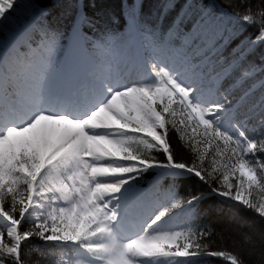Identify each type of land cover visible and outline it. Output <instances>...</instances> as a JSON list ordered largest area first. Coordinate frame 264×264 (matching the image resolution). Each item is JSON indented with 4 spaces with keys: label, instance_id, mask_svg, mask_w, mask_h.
<instances>
[{
    "label": "trees",
    "instance_id": "16d2710c",
    "mask_svg": "<svg viewBox=\"0 0 264 264\" xmlns=\"http://www.w3.org/2000/svg\"><path fill=\"white\" fill-rule=\"evenodd\" d=\"M33 1L50 11V15L41 22L48 28L54 25L55 20L70 23L74 14L71 7L76 5L75 0ZM125 1L130 6L138 1L140 9L149 17L154 15L171 29L181 28L187 35L196 32L209 34L207 42L211 49L208 52L214 51L216 60H224L229 76L238 87L248 89L245 98L252 119L257 116L264 119V0H83L88 25L100 16L118 17ZM10 14L14 15V12ZM15 16L20 14L16 12L12 17ZM248 81L257 82L258 89L247 86ZM257 104L260 105L252 109L251 105L254 108ZM163 112L160 113L164 123L161 138L172 160L202 175L199 178L184 176L181 180L184 197L200 199L197 208L203 214V230L198 234L194 250L189 252H209L220 257L219 260L210 259L211 264H264V203L252 195L241 194L240 184L235 179H228V166L214 157L213 147L196 139L203 144V152L199 153L196 142L185 140L167 109ZM155 129H158L157 124ZM259 129L258 145L264 146V125ZM152 152L156 164L163 163L161 151L153 146ZM257 156L264 167V150H260ZM262 176L258 174L261 180ZM211 191L217 192L225 202L211 196ZM29 233V238L19 247L18 259L0 249V264H45L42 250L35 245L40 237L32 229Z\"/></svg>",
    "mask_w": 264,
    "mask_h": 264
},
{
    "label": "rangeland",
    "instance_id": "374dc122",
    "mask_svg": "<svg viewBox=\"0 0 264 264\" xmlns=\"http://www.w3.org/2000/svg\"><path fill=\"white\" fill-rule=\"evenodd\" d=\"M151 18H155L154 15H152ZM156 19V18H155ZM166 75L168 73H165ZM143 92H148V88L144 87ZM149 100L153 101L154 96L149 95ZM139 97H136V99L131 98L130 96H127L124 94L123 96H120L121 102L124 104V109H126V113L121 112L118 117V121H120L122 124L128 126L129 123H134L140 121V115L138 113H134L135 111V104L139 102ZM129 106V107H128ZM47 120H45L43 123H46ZM40 127H36L34 130H36V133L34 136L37 139L38 137L45 138V133L41 134L40 133ZM29 133L31 131L29 130ZM33 133V131H32ZM251 148H253L252 143H249ZM245 152V151H244ZM226 158L223 159L225 161ZM231 168H233V172H229V180L235 179L237 182L240 184V192L243 195H252L253 197H256L259 200H261L262 203H264V175L262 176V180L258 178V176L252 171L254 169L251 168L249 165L248 161L241 162V164H238L236 166L232 165ZM239 170V171H238ZM226 177V176H225ZM3 182V181H2ZM220 182V181H219ZM262 211H264V205L262 207ZM171 220V219H170ZM161 228H164V230L161 233H158L155 237L154 240L162 247L166 246L169 248L175 247V243L178 237V233H168L169 231H165V229H168L166 227H172L173 230L177 229L179 230V225H174L172 221H163L159 223ZM8 237L12 240L15 239V234L11 231L10 226H5ZM13 241V240H12ZM14 242V241H13ZM143 256V255H141Z\"/></svg>",
    "mask_w": 264,
    "mask_h": 264
},
{
    "label": "bare ground",
    "instance_id": "6f19581e",
    "mask_svg": "<svg viewBox=\"0 0 264 264\" xmlns=\"http://www.w3.org/2000/svg\"><path fill=\"white\" fill-rule=\"evenodd\" d=\"M72 9L75 7L72 6ZM117 105V104H115ZM121 106L120 104L113 109V113H108V112H100L98 113L97 116L93 117V119L97 120L96 126L100 128L101 131H106L108 134H116L118 132V127L119 123L116 120L115 114L118 113L117 110H119V107ZM116 111V112H115ZM65 124L62 122H57V121H52V123H46L42 125V130H45L47 132V137L50 139H54L57 143L64 142L69 144L68 149L71 150L73 147V144L78 140V137H76L74 132H69L72 134L67 140V128H62L64 127ZM97 132V131H96ZM95 132V133H96ZM66 134V135H65ZM124 140V137L121 136V139L117 140V137H115L114 140H109V139H93L92 145L90 146L91 150L95 151L101 156H105L108 158L109 151L111 150L112 147H115L117 145H120L121 142ZM64 147V146H62ZM121 174V171H114V176L110 174V172L102 167V178L103 180H108L110 177H119ZM237 205V204H236ZM156 246L154 245L152 238L150 236H146L143 239L138 240L137 242V248L141 249H147V250H153Z\"/></svg>",
    "mask_w": 264,
    "mask_h": 264
}]
</instances>
